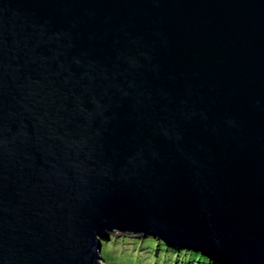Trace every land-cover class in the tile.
<instances>
[{"label":"water","instance_id":"obj_1","mask_svg":"<svg viewBox=\"0 0 264 264\" xmlns=\"http://www.w3.org/2000/svg\"><path fill=\"white\" fill-rule=\"evenodd\" d=\"M115 228L264 264V0H0V264Z\"/></svg>","mask_w":264,"mask_h":264},{"label":"trees","instance_id":"obj_2","mask_svg":"<svg viewBox=\"0 0 264 264\" xmlns=\"http://www.w3.org/2000/svg\"><path fill=\"white\" fill-rule=\"evenodd\" d=\"M110 237L114 238V240L116 238L118 241H133L134 246L138 247V255L141 256L137 264H220L195 247L167 243L164 239H158L154 236L141 238L140 240H131L127 236L116 237L112 234H110ZM100 240L102 241L101 255L105 258L106 264H108L106 257L107 245L103 241L108 240L110 245H114L115 241L103 237ZM116 245L120 244L116 243Z\"/></svg>","mask_w":264,"mask_h":264},{"label":"rangeland","instance_id":"obj_3","mask_svg":"<svg viewBox=\"0 0 264 264\" xmlns=\"http://www.w3.org/2000/svg\"><path fill=\"white\" fill-rule=\"evenodd\" d=\"M119 232V231H117ZM116 237L119 236H127L131 240L132 239H141V238H147L149 235L143 237V236H137L135 234H112ZM113 237V236H112ZM110 237L109 239L114 240V238ZM115 244L110 245L108 244V240L103 241L106 245V257L108 264H137L139 261V252L137 251L138 247L134 246L133 241L127 242L126 240H116L115 238ZM116 243H119L120 245H116ZM117 246V247H116ZM155 252V251H154ZM103 257V256H102ZM211 259V257H209ZM145 260V259H143ZM213 260V259H212ZM209 261V259H208ZM215 262V261H214ZM217 262V261H216ZM103 263L106 264L105 258L103 257ZM213 264V263H211Z\"/></svg>","mask_w":264,"mask_h":264},{"label":"clouds","instance_id":"obj_4","mask_svg":"<svg viewBox=\"0 0 264 264\" xmlns=\"http://www.w3.org/2000/svg\"><path fill=\"white\" fill-rule=\"evenodd\" d=\"M117 231H119V232H117ZM110 234H135V235H137V236H143V237H145V236H147V235H149V236H154L155 238H158V239H164V238H162V237H160V236H158V235H156V234H150V233H143V232H134L133 230H129V229H117V228H115V229H113V230H109L108 231V237H106V236H101V237H103V238H109V235ZM165 240V239H164ZM166 241V240H165ZM102 242V241H101ZM167 243H171V242H168V241H166ZM173 244V243H172ZM102 247V246H101ZM189 247H193V246H189ZM195 248H197V247H195ZM197 249H199V248H197ZM200 251H202L201 249H199ZM203 252V251H202ZM204 253V252H203ZM205 254V253H204ZM211 259H213V258H211ZM213 260H215V259H213ZM217 261V260H216ZM218 262V261H217ZM221 264V263H220Z\"/></svg>","mask_w":264,"mask_h":264}]
</instances>
